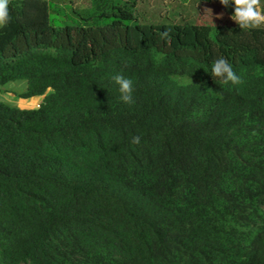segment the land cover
<instances>
[{"label":"trees","instance_id":"16d2710c","mask_svg":"<svg viewBox=\"0 0 264 264\" xmlns=\"http://www.w3.org/2000/svg\"><path fill=\"white\" fill-rule=\"evenodd\" d=\"M138 1L9 0L0 90L42 98L0 100V264H264V25Z\"/></svg>","mask_w":264,"mask_h":264},{"label":"rangeland","instance_id":"374dc122","mask_svg":"<svg viewBox=\"0 0 264 264\" xmlns=\"http://www.w3.org/2000/svg\"><path fill=\"white\" fill-rule=\"evenodd\" d=\"M66 1L68 0H59V2ZM73 2L75 6L80 7L87 5L89 0H73ZM138 2V22L141 23L191 21L193 23H213V25L216 23L237 25L230 19L234 14V5L230 4L225 8L219 0H139ZM262 3L264 4V1L260 0L261 6ZM205 9H210L211 13L204 12ZM221 14L222 18L217 19L216 17ZM25 86L24 80L8 82L0 90V100L19 107H36L41 101V96L23 99L16 95L17 92L24 90ZM48 92L51 90L48 89Z\"/></svg>","mask_w":264,"mask_h":264},{"label":"clouds","instance_id":"9594fccd","mask_svg":"<svg viewBox=\"0 0 264 264\" xmlns=\"http://www.w3.org/2000/svg\"><path fill=\"white\" fill-rule=\"evenodd\" d=\"M219 3L225 8L230 4L234 5V14L230 19L234 21L240 29L257 28L261 24H264V11L260 10V0H219ZM8 4L9 0H0V28L6 26L9 21ZM205 11L211 13L210 9H205L204 12ZM216 18H222V14ZM167 37H169L168 31L160 33L161 39ZM211 73L213 76L220 78L224 84H228L229 82L232 84H239L242 82L240 77L234 72L232 65L223 57L215 60L211 68ZM113 80L118 85L119 92L121 93V101L128 104L133 103L132 80L119 74L114 76ZM131 143L139 144L140 137H133Z\"/></svg>","mask_w":264,"mask_h":264}]
</instances>
